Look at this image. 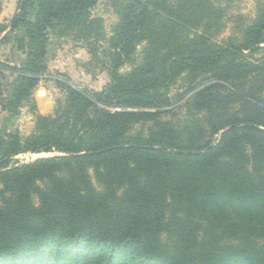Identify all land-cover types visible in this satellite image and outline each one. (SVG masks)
<instances>
[{"label":"trees","instance_id":"16d2710c","mask_svg":"<svg viewBox=\"0 0 264 264\" xmlns=\"http://www.w3.org/2000/svg\"><path fill=\"white\" fill-rule=\"evenodd\" d=\"M97 1L20 0L0 23L24 55L0 62L9 117L47 69L51 30L93 34L96 53ZM112 1L108 84L68 88L24 138L0 128V264H264V3L241 22L217 0ZM21 154L56 156L10 167Z\"/></svg>","mask_w":264,"mask_h":264},{"label":"rangeland","instance_id":"374dc122","mask_svg":"<svg viewBox=\"0 0 264 264\" xmlns=\"http://www.w3.org/2000/svg\"><path fill=\"white\" fill-rule=\"evenodd\" d=\"M228 5V17L235 19L240 16L241 22L251 20L255 15V9L258 4L264 3V0H217ZM20 0H1L0 23L8 24L10 18L17 12V5ZM112 0H98L91 9L92 19L97 20L98 40L95 45L96 53H91V43L95 36L90 34L86 41L78 39L77 33L68 31L64 35H58V30H51L48 39V54L46 71L37 75V85L32 91L29 101H25L18 109V113L12 117L5 111H2L0 117V128L11 134H17L21 138L30 135L34 130L35 118L38 114H54L59 102L64 100L67 95V89H77L80 91L94 93L102 90L109 82L106 72L105 52L108 50L107 43L112 35V28L118 21V16L112 5ZM7 22V23H6ZM237 23L227 22L226 30L218 38V41H226L231 36L232 28ZM6 26V25H5ZM263 47V46H262ZM245 57H240V63L258 64L262 52L249 53L244 52ZM24 59L23 53L17 50L16 44L12 38L0 44V62L4 65L16 67L21 65ZM0 73L1 95L7 98L10 85L14 76L5 69ZM130 71L128 66L120 69L121 73ZM249 77L242 75L241 79L246 82ZM264 94V93H263ZM8 118V122L5 121ZM167 118V117H164ZM56 154H43L35 156L33 154H21L13 158L10 167L32 162L37 158L53 157ZM78 256H89L86 250L77 253ZM39 258V257H38ZM42 259V258H41ZM39 259L32 261V264H39ZM115 264H127L122 259H116Z\"/></svg>","mask_w":264,"mask_h":264},{"label":"crops","instance_id":"0c3cea01","mask_svg":"<svg viewBox=\"0 0 264 264\" xmlns=\"http://www.w3.org/2000/svg\"><path fill=\"white\" fill-rule=\"evenodd\" d=\"M7 23V22H6ZM2 111L0 110V117L2 116ZM33 155H35V154H33ZM39 155H43V154H39ZM35 156H38V155H35Z\"/></svg>","mask_w":264,"mask_h":264}]
</instances>
